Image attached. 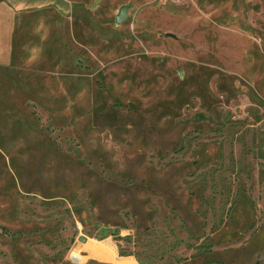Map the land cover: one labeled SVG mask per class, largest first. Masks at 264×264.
<instances>
[{"label":"rangeland","instance_id":"1","mask_svg":"<svg viewBox=\"0 0 264 264\" xmlns=\"http://www.w3.org/2000/svg\"><path fill=\"white\" fill-rule=\"evenodd\" d=\"M6 1L0 264H264V0Z\"/></svg>","mask_w":264,"mask_h":264},{"label":"crops","instance_id":"2","mask_svg":"<svg viewBox=\"0 0 264 264\" xmlns=\"http://www.w3.org/2000/svg\"><path fill=\"white\" fill-rule=\"evenodd\" d=\"M13 2H20L22 0H11ZM10 8V3L6 0H0V52L5 47H7V43L9 42V28L8 22L6 24L3 22L4 11ZM2 24V25H1Z\"/></svg>","mask_w":264,"mask_h":264},{"label":"bare ground","instance_id":"3","mask_svg":"<svg viewBox=\"0 0 264 264\" xmlns=\"http://www.w3.org/2000/svg\"><path fill=\"white\" fill-rule=\"evenodd\" d=\"M108 248L109 250H111V252H115L114 248H113V245L110 241H102L100 242L97 246L94 245V248ZM113 263L114 264H131V262H125V261H114L113 260Z\"/></svg>","mask_w":264,"mask_h":264},{"label":"water","instance_id":"4","mask_svg":"<svg viewBox=\"0 0 264 264\" xmlns=\"http://www.w3.org/2000/svg\"><path fill=\"white\" fill-rule=\"evenodd\" d=\"M124 18H125V12H124V10L122 9V10L120 11L119 16H118L117 19H116V22L119 23V22H121Z\"/></svg>","mask_w":264,"mask_h":264},{"label":"trees","instance_id":"5","mask_svg":"<svg viewBox=\"0 0 264 264\" xmlns=\"http://www.w3.org/2000/svg\"><path fill=\"white\" fill-rule=\"evenodd\" d=\"M39 1H52L53 3H57L58 2L57 0H32L30 2V4L33 5V4H35V3L39 2ZM26 2H29V1L26 0Z\"/></svg>","mask_w":264,"mask_h":264}]
</instances>
